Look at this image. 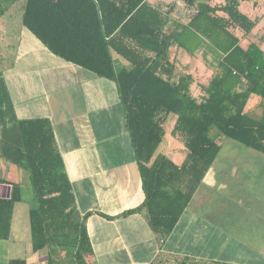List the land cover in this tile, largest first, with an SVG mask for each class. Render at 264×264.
<instances>
[{
    "label": "trees",
    "instance_id": "trees-1",
    "mask_svg": "<svg viewBox=\"0 0 264 264\" xmlns=\"http://www.w3.org/2000/svg\"><path fill=\"white\" fill-rule=\"evenodd\" d=\"M17 1L0 0V17ZM181 1L188 15L170 25L176 5L162 0H25L23 25L55 55L117 83L145 196L141 205L121 216L144 213L157 234L160 250L149 264H236L172 255L162 248L219 154L222 136L264 151V48L254 41L242 43L263 14L252 17L240 8L242 2L258 0ZM172 47L201 54L215 69L199 94L193 89L195 74L177 75ZM115 56L129 67L118 69ZM255 99L261 104L258 115L250 111ZM12 111L0 78V157L29 172L32 251L45 246L55 251L54 245L74 233L75 259L91 264L90 213L82 219L77 215L51 122L17 119ZM170 114L176 115L172 134L186 152L181 163L158 152ZM5 183L12 190L10 197L0 194V239L8 240L23 190L21 180L0 176V184ZM8 264L28 263L16 257ZM48 264H55L52 254Z\"/></svg>",
    "mask_w": 264,
    "mask_h": 264
},
{
    "label": "crops",
    "instance_id": "crops-1",
    "mask_svg": "<svg viewBox=\"0 0 264 264\" xmlns=\"http://www.w3.org/2000/svg\"><path fill=\"white\" fill-rule=\"evenodd\" d=\"M18 2L0 17V78L17 119L51 122L75 194L77 215L82 219L90 213L86 218L91 239L87 261L151 263L160 247L145 214L121 216L141 205L145 196L117 83L51 52L23 25L25 0L19 6ZM184 52L172 47L177 75L195 74L197 55ZM115 64L118 69L129 67L119 56ZM220 142L219 154L162 249L203 261L264 264V151L224 136ZM184 157L172 159L181 163ZM5 168L0 176L20 180L14 164ZM9 186L12 190L10 183L0 184V194L6 196ZM20 218L14 210L11 235L22 233L25 225ZM29 231L31 239L30 224ZM63 243L54 245L55 251L47 246L43 254L44 248L33 252L30 245L32 252L23 258L28 264H48L52 254L56 261ZM8 250L6 243H0V264L15 258L7 256Z\"/></svg>",
    "mask_w": 264,
    "mask_h": 264
},
{
    "label": "rangeland",
    "instance_id": "rangeland-1",
    "mask_svg": "<svg viewBox=\"0 0 264 264\" xmlns=\"http://www.w3.org/2000/svg\"><path fill=\"white\" fill-rule=\"evenodd\" d=\"M162 1H165V3L173 2L176 5V9H174L173 14L170 15V23H169L170 25H174V23L179 21L180 18L184 19L188 15L189 9L186 6H184L181 0H162ZM20 2H22V0H20ZM20 2L17 3L18 6ZM240 8L243 11L247 12L252 17L263 14L262 19L258 23L257 27L246 37H244L242 41L243 46H247L250 43V41H254L261 44L262 47L264 48V40L261 39V36L264 32V0H258L257 4H254V2H242ZM242 33H243L242 31L238 30L239 35H242ZM173 51H175V48L173 49ZM180 59L181 56L177 58V63ZM202 59L203 58L200 54L196 57V60L194 62L195 63L194 67H196L195 74L197 81L195 85V92L197 94L200 93L201 85L206 84L209 81L210 77L212 76L215 70L213 67L209 65L206 66L203 63ZM176 73H178V70H176ZM258 103L259 101L255 99L250 104V111L256 115H258L261 112V104ZM175 120H176V115L170 114L167 121L165 122L166 135L158 149V152L167 153L170 156H172V158L178 160V158H181L185 155L184 153L185 151L182 142L177 137H175V135L172 134V129ZM169 141L170 143H172V146L167 149V147L170 144ZM9 163L10 162L0 157V173L1 172L4 173L2 170H6L5 166L9 165ZM19 170H20V180L22 182L23 200L20 203L18 202L15 210H16V216L21 217L20 223H23L24 221L25 226L24 228L22 227V233L19 235V237L17 235L16 236L11 235V237L8 239V242H6V240L0 239V243H6L9 246V250L6 253L7 256L15 257V258L17 256H21L22 258L26 257L28 256L27 252L31 251L30 245L32 247V244H31L30 231H29V224H30L29 210L34 205V193L30 182L29 172L24 168H20ZM17 223L18 222L15 220L14 227H16ZM76 248H77L76 234L73 233L64 240L63 248H61L62 254L59 259H56L55 264H79L74 256ZM46 249L47 246L44 247V250H42V252L40 253L43 254Z\"/></svg>",
    "mask_w": 264,
    "mask_h": 264
},
{
    "label": "water",
    "instance_id": "water-1",
    "mask_svg": "<svg viewBox=\"0 0 264 264\" xmlns=\"http://www.w3.org/2000/svg\"><path fill=\"white\" fill-rule=\"evenodd\" d=\"M10 195H11V188H10V186L8 187V192H7V194H6V197H10Z\"/></svg>",
    "mask_w": 264,
    "mask_h": 264
},
{
    "label": "built area",
    "instance_id": "built-area-1",
    "mask_svg": "<svg viewBox=\"0 0 264 264\" xmlns=\"http://www.w3.org/2000/svg\"><path fill=\"white\" fill-rule=\"evenodd\" d=\"M263 39H264V32H263Z\"/></svg>",
    "mask_w": 264,
    "mask_h": 264
}]
</instances>
